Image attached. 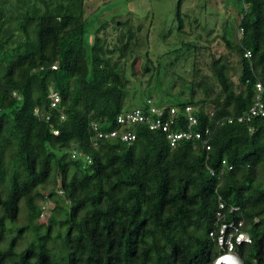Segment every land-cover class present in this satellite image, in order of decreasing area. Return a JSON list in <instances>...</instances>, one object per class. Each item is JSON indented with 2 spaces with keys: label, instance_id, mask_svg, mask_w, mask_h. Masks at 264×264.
<instances>
[{
  "label": "trees",
  "instance_id": "trees-1",
  "mask_svg": "<svg viewBox=\"0 0 264 264\" xmlns=\"http://www.w3.org/2000/svg\"><path fill=\"white\" fill-rule=\"evenodd\" d=\"M238 1L237 26L215 36L226 52L206 68L195 54L202 47L186 37L168 52L173 62L154 64L146 49L141 65L158 78L192 56L187 91L167 92L171 103L147 99L178 107L175 129H187L184 106H197L193 129L212 132L206 149L190 139L172 147L144 124L131 143L95 140L93 122L113 129L134 108L125 101L139 26L119 20L108 38L102 24L89 45L86 0H0V264H212L220 202L224 221H241L250 236L235 245L242 263L264 264V116L235 120L255 101L256 83L264 102V0ZM73 147L90 160L72 158ZM223 160L232 167L219 176ZM20 202L25 222L7 237Z\"/></svg>",
  "mask_w": 264,
  "mask_h": 264
},
{
  "label": "rangeland",
  "instance_id": "rangeland-1",
  "mask_svg": "<svg viewBox=\"0 0 264 264\" xmlns=\"http://www.w3.org/2000/svg\"><path fill=\"white\" fill-rule=\"evenodd\" d=\"M84 8L87 19L85 40L89 45L96 28L102 24L106 26L108 38L117 32L113 25L119 20H128L129 24L139 26L138 39L141 47L134 55L135 73L128 75V96H133L127 97L125 101L126 107H138L144 105L147 97H151L156 103H171L176 99L168 98L167 92L176 95L180 89L188 90V84L183 80L190 77L188 67L191 55L175 61L169 71H160L158 78L151 70L141 71V65L147 57H151L154 64L160 62L161 65H166L173 62L174 52H168L178 47V43L186 37L202 47L195 54L201 61V67L206 68V62L211 61L213 56L226 52L222 40L215 36L227 31V27L235 29L240 3L238 0H86ZM179 18L183 22L181 32L178 28ZM146 49L149 50L148 56ZM143 89L147 90L143 92ZM21 204L22 202L19 203L18 217L7 237L14 234L15 226L25 222L26 212ZM44 204L49 208L54 205L50 201ZM38 222H47L46 213L39 217ZM30 236L31 233L25 232L24 239L18 240L17 248H22Z\"/></svg>",
  "mask_w": 264,
  "mask_h": 264
},
{
  "label": "built area",
  "instance_id": "built-area-1",
  "mask_svg": "<svg viewBox=\"0 0 264 264\" xmlns=\"http://www.w3.org/2000/svg\"><path fill=\"white\" fill-rule=\"evenodd\" d=\"M239 32L242 29L239 28ZM251 53L249 50L245 51V56L250 57ZM55 67V66H52ZM256 95L253 104L242 114L238 115L235 120L237 122H248L255 116H264V102L260 98L261 84L256 83ZM51 99L50 106L55 107L59 102V95L56 91L50 90L48 94ZM198 109L196 106L185 105L183 113L187 118L188 125L187 129H175L172 124L176 120L179 109L174 105H156L151 99L146 100V105L134 107L130 110L124 111L117 115L116 117V127L110 130H101L97 122L92 123V130L95 134V140H106L110 138H118L119 140L131 143L136 139V134L133 129L135 125L144 124L148 126L149 129H161L166 133V138L169 141L170 146H175L181 140H199L206 149H209L208 139L211 136V129L205 127L203 131L198 129H193V126L197 123V118L193 114V110ZM212 114V112H210ZM49 114H45V120H48ZM233 117H224V121L231 122ZM57 134L58 131L54 130ZM96 144V142H95ZM70 156L72 158H77L82 156L84 159L89 161V157L74 147L71 149ZM231 165H225V161H222V168L218 171L220 176L225 168L230 169ZM211 174H215V171L209 169ZM45 204L41 207L42 211L40 216L44 215ZM224 208V203L220 202L218 210L216 212V222L214 229L209 231V236L216 240L221 252L212 264H243L240 257L235 251V245L250 242V236L248 232L241 230V221H224V213L222 209ZM234 208L231 207L230 210Z\"/></svg>",
  "mask_w": 264,
  "mask_h": 264
}]
</instances>
